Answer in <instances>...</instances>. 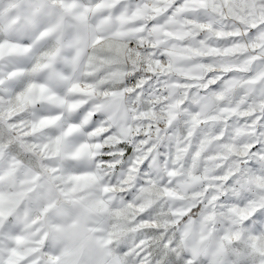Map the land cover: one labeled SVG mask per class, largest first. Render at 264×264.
I'll return each instance as SVG.
<instances>
[{
  "label": "clouds",
  "instance_id": "obj_1",
  "mask_svg": "<svg viewBox=\"0 0 264 264\" xmlns=\"http://www.w3.org/2000/svg\"><path fill=\"white\" fill-rule=\"evenodd\" d=\"M0 264H264V0H0Z\"/></svg>",
  "mask_w": 264,
  "mask_h": 264
}]
</instances>
